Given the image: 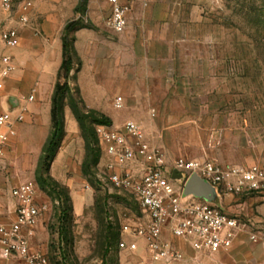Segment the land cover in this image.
Here are the masks:
<instances>
[{
	"label": "rangeland",
	"instance_id": "rangeland-1",
	"mask_svg": "<svg viewBox=\"0 0 264 264\" xmlns=\"http://www.w3.org/2000/svg\"><path fill=\"white\" fill-rule=\"evenodd\" d=\"M50 1L42 2L48 6ZM151 1L153 11L161 17L157 29L162 42L156 44L157 36L152 37L155 43L153 51L148 54L164 63L159 69L161 79L173 96L168 102H163L174 104L177 120L191 123V127L182 133L188 138L182 145L186 153L176 155L215 159L225 165H264V0ZM82 8L81 3L80 12ZM105 11L102 30L106 40L123 41L124 35L117 34L108 23L112 8ZM169 12L174 14L172 18H177L174 20L177 38L174 37L173 44L163 42L168 41L165 24L168 23ZM36 19L32 18L31 26L37 24V27L41 22ZM77 21L78 25L93 27L92 21L86 18ZM169 47L170 51H166L165 48ZM16 66L14 74L21 68L17 63ZM58 71L42 91L44 98L39 105L42 109L46 100L52 99ZM32 78H28L29 83L26 81L23 95L33 92L35 84H30ZM70 83L74 91L73 96L65 94L64 115L66 112L72 115L79 132L72 134L74 127L69 121L71 135L63 138L58 150L62 148L58 172L63 178L53 177L51 169L46 173V167L40 162L42 153L38 155L33 149L36 141L33 133H29L22 153L14 150L8 164L0 167V184L9 185V191L19 183L33 182L38 187L40 199L49 204V210L42 216L44 229L38 237L48 239V264H170L165 260H152L143 239H136L138 249L135 251L119 247L121 225L138 222L144 214L130 193L112 187L104 179L101 156L96 162L97 154H88L85 137L95 141L99 116L87 114V109L80 103L84 98L78 78ZM82 84L87 100L98 102L103 93H99L96 86L84 77ZM105 92L106 96L111 95V92ZM38 98L36 94L35 102ZM115 99L103 101L108 113L123 111L125 106L116 108ZM74 105L84 120L83 129L72 110ZM152 111L156 113L154 116L158 115L157 107ZM99 113L110 119L107 114ZM35 135L39 139L41 129ZM196 140L203 143L200 148L192 144ZM84 164H87L86 173L83 172ZM199 198L223 204L232 215L241 219L245 231L238 239H241L239 244L245 251L264 252V193L227 197L221 201L216 193L206 188ZM249 233H257L261 240L247 242ZM184 248V259L178 264H206L191 259V255L199 252L213 257L217 254Z\"/></svg>",
	"mask_w": 264,
	"mask_h": 264
},
{
	"label": "built area",
	"instance_id": "built-area-1",
	"mask_svg": "<svg viewBox=\"0 0 264 264\" xmlns=\"http://www.w3.org/2000/svg\"><path fill=\"white\" fill-rule=\"evenodd\" d=\"M108 1L112 8L109 26L122 32L128 26L130 6L123 0ZM33 10L34 0H0V90L17 68L10 51L19 45L23 29L31 26ZM34 98L33 94L23 96L16 107L0 113V165L17 136L18 126L26 121ZM114 105L124 107V98L116 97ZM96 134L104 179L112 187L130 193L144 214L138 222L121 225V249L135 251L136 239H143L152 260L178 264L184 259V247L210 253L233 248L240 233L245 231L241 219L223 204L186 193V185L197 175L214 188L221 201L227 197L262 194L264 165H225L215 159L171 158L153 142L144 125L133 119L121 128L100 123ZM175 171L181 177L175 178ZM11 195L17 203L16 219L0 225L1 256L20 258L26 264H48L46 253L31 249L29 234L47 213L49 204L40 199L33 182L15 185ZM248 236L252 242L261 240L257 233Z\"/></svg>",
	"mask_w": 264,
	"mask_h": 264
},
{
	"label": "crops",
	"instance_id": "crops-1",
	"mask_svg": "<svg viewBox=\"0 0 264 264\" xmlns=\"http://www.w3.org/2000/svg\"><path fill=\"white\" fill-rule=\"evenodd\" d=\"M42 1L35 0L32 15L33 20L37 18L41 22H38L37 27V24H35L24 28L19 45L10 51L14 55L15 62L21 68L11 75L5 88L0 90V113L8 108L16 107L20 99L26 96L22 92L30 76L33 77L30 84H35V87L33 92L28 95L33 94L36 98L37 94L39 97L38 102H35L34 98V101L30 104L27 119L18 126L17 136L9 147L0 167L6 166V163L8 164L14 150L19 154L22 153L24 143L29 138V133H33L36 141L33 149L38 152V155L42 153L51 128L52 107V99L46 100L43 109L39 107L44 98L42 91L51 83L50 80L56 76L61 66L63 60L62 36L67 23L81 18L91 20L93 27L83 26L74 32L76 62L80 63V67L76 64L72 74L73 79L78 78L86 106L107 114L110 117L111 124L118 128H121L129 119L142 123L153 142L166 148L172 154V156L168 154L171 158L180 156L176 154H185L186 150L182 145L185 142L187 143V137L183 136L182 133L184 134L191 127V123L187 120H177L178 114L173 112L175 109L174 104L167 103L173 97L170 94V88L164 86L165 82L161 79L162 74L159 69L164 63L160 61V58L154 59L151 54H148L153 51L152 46L155 43L152 37L157 36L156 44L162 42L160 31L157 29L161 17L153 11L152 1L123 0L124 4L131 7V10L128 15L127 28L122 32H117V34L124 35L125 39L123 41L121 39L113 40L112 42L109 39L106 40L102 30L106 15L105 9L111 7L108 0H86L82 12L78 9L81 0H51L48 6ZM168 14V23L165 24V28L169 36L168 41L164 40L163 42L173 44L174 37L177 38L174 30V20L176 21L177 18H172L171 16L174 14L170 12ZM36 30L39 32L36 33ZM165 50L170 51V47L165 48ZM22 66H25V68H22ZM83 77L91 85L96 86L99 93H103L100 96L102 101L99 99L98 102L90 103L87 100L82 84ZM105 91L108 92L107 94L111 92V95L106 96ZM117 95L124 98L125 107L121 112L108 113L103 107V101L116 98ZM163 101L167 102L164 103ZM153 107H157L159 110L156 116L152 115ZM160 109H162V112H160ZM166 109L169 110L166 111ZM69 121L73 123L74 127L72 134H75V132L78 134L79 132L76 120H73L72 115L66 112V138L71 135L68 128ZM39 129H41V136L36 139L38 137L35 134ZM192 144H195L198 148L203 145L198 140ZM61 156L62 148L56 154L51 165V175L57 179L63 178V175L58 172V162ZM8 186L6 183L0 184V225L10 224L16 219L17 203L11 195L14 186L7 191ZM43 229L41 217L32 233L29 234V240L33 251L46 253L48 239H38ZM239 240L227 252H217L213 257L198 252L192 254L191 259L203 261L206 264H264L263 251H245L243 245L239 244ZM246 240L251 242L249 239ZM1 248L0 244V264H26L20 258L6 259L2 257ZM185 250L186 248H184Z\"/></svg>",
	"mask_w": 264,
	"mask_h": 264
},
{
	"label": "trees",
	"instance_id": "trees-1",
	"mask_svg": "<svg viewBox=\"0 0 264 264\" xmlns=\"http://www.w3.org/2000/svg\"><path fill=\"white\" fill-rule=\"evenodd\" d=\"M81 3L82 5L85 4L86 0H81ZM80 27H83V25H78L77 20L70 21L67 23L62 36L63 60L58 71V78L52 96L51 131L43 146L42 156L40 158L41 164L46 167L45 171L47 174L49 173L52 162L59 148L61 147V141L66 135L65 115H64V101L66 96L65 94L68 93L73 96L74 88L71 86L70 83L71 80L73 79L72 72L75 69L76 64H78L80 67V63L76 62V49L74 46L75 37L72 34ZM63 80L65 81L63 82ZM80 103L83 105L84 109H87L86 110L87 114H96L99 116V119H96L97 121H99L102 124H111V120L105 115L100 114L98 111L94 109H88L82 98L80 100ZM72 110L74 112L76 119L79 121L80 127L83 129L84 120L80 115V111H78L76 105L72 106ZM85 138H87L86 150L88 151V154H92L93 152L97 154V159H96L97 162L98 157L101 156V147L99 144L97 134H96V139L93 142L90 141L87 136ZM86 171H87V164H84L83 172L86 173ZM50 178L51 180L53 179L52 177ZM54 183L56 186L57 185L59 186L57 182Z\"/></svg>",
	"mask_w": 264,
	"mask_h": 264
},
{
	"label": "water",
	"instance_id": "water-1",
	"mask_svg": "<svg viewBox=\"0 0 264 264\" xmlns=\"http://www.w3.org/2000/svg\"><path fill=\"white\" fill-rule=\"evenodd\" d=\"M174 177L179 178L181 175L175 171ZM206 188L211 189L215 193L214 188L210 184L202 180L199 176L194 175L186 185V193H192L200 197L202 191Z\"/></svg>",
	"mask_w": 264,
	"mask_h": 264
}]
</instances>
